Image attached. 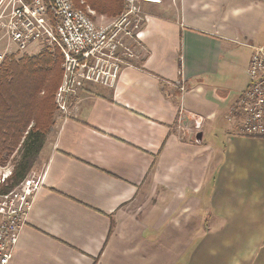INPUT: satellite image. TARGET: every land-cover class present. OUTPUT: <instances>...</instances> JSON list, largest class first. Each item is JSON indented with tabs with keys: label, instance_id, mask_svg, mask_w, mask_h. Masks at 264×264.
I'll list each match as a JSON object with an SVG mask.
<instances>
[{
	"label": "crops",
	"instance_id": "1",
	"mask_svg": "<svg viewBox=\"0 0 264 264\" xmlns=\"http://www.w3.org/2000/svg\"><path fill=\"white\" fill-rule=\"evenodd\" d=\"M142 9L140 63L84 89L39 153L8 264H264V138L228 121L264 0Z\"/></svg>",
	"mask_w": 264,
	"mask_h": 264
},
{
	"label": "built area",
	"instance_id": "2",
	"mask_svg": "<svg viewBox=\"0 0 264 264\" xmlns=\"http://www.w3.org/2000/svg\"><path fill=\"white\" fill-rule=\"evenodd\" d=\"M164 0H125L122 13L105 24L96 23L88 7L76 8L71 0H0V65L12 53H23L31 44L59 49L61 81L54 95L59 118L70 114L79 94L90 86L115 88L120 73L133 68L145 21L143 5ZM15 51L11 52L12 48ZM41 48V49H42ZM145 52V51H144ZM142 60V59H141ZM140 60V61H141ZM247 85L228 112L233 130L242 136L264 138V41L252 48L246 69ZM0 188L12 175L1 167ZM41 186V178L20 182L0 191V264H8L19 233ZM18 189V190H17Z\"/></svg>",
	"mask_w": 264,
	"mask_h": 264
},
{
	"label": "trees",
	"instance_id": "3",
	"mask_svg": "<svg viewBox=\"0 0 264 264\" xmlns=\"http://www.w3.org/2000/svg\"><path fill=\"white\" fill-rule=\"evenodd\" d=\"M96 16L118 17L125 0H71ZM35 55L11 56L0 65V165L14 156V169L4 191L22 182L32 170L53 124L54 95L61 81L59 49L42 48Z\"/></svg>",
	"mask_w": 264,
	"mask_h": 264
},
{
	"label": "rangeland",
	"instance_id": "4",
	"mask_svg": "<svg viewBox=\"0 0 264 264\" xmlns=\"http://www.w3.org/2000/svg\"><path fill=\"white\" fill-rule=\"evenodd\" d=\"M144 10V9H143ZM144 13V12H143ZM96 17V22H97V20H98V18H99V16H95ZM111 20H113V19H111ZM3 36V32L1 33L0 32V37H2ZM3 41H4V39H3V37L1 38ZM42 48V45L41 44H38V43H34V44H31V45H29L28 47H27V49L25 50V52H23V53H17V52H14V53H12L10 56H7V57H11V56H21V55H23V54H26V55H35V54H37V53H39L41 50H43V49H41ZM11 52H13V51H15V49H13V47L12 48H10L9 49ZM51 50H53V49H51ZM144 54H145V52H144V50L143 49H138V56H139V58L136 60V61H134V65H138L139 63H140V60L143 58V56H144ZM243 76V75H242ZM59 115L55 112L54 113V117H53V124H52V126L50 127V130H49V133H48V135L46 136V141H47V139L48 138H50V136H51V133L53 132V128H54V126L56 125V121H57V117H58ZM46 141H45V143H46ZM14 159H15V157L14 156H11L8 160H7V162L5 163V164H3V165H0V175H2V174H6V172H5V170H3V169H1V167H5V166H8L10 169H11V171H13V169H14ZM37 169H38V166H33V168H32V170L28 173V175H27V177L24 179L25 181H28V180H33V178H36L37 176H38V171H37ZM6 187V186H5ZM5 187H3V188H0V191L1 192H7V191H4L3 189L5 188ZM14 189V188H13ZM12 189V190H13ZM18 190V189H17Z\"/></svg>",
	"mask_w": 264,
	"mask_h": 264
},
{
	"label": "water",
	"instance_id": "5",
	"mask_svg": "<svg viewBox=\"0 0 264 264\" xmlns=\"http://www.w3.org/2000/svg\"><path fill=\"white\" fill-rule=\"evenodd\" d=\"M195 140H196L197 143L200 142V140H201V134H200V133H198V134L196 135Z\"/></svg>",
	"mask_w": 264,
	"mask_h": 264
}]
</instances>
